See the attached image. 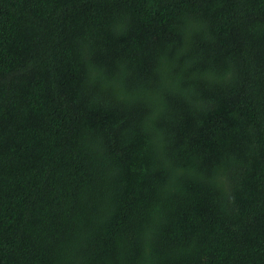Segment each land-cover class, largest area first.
<instances>
[{"label":"trees","instance_id":"16d2710c","mask_svg":"<svg viewBox=\"0 0 264 264\" xmlns=\"http://www.w3.org/2000/svg\"><path fill=\"white\" fill-rule=\"evenodd\" d=\"M0 264H264V0H0Z\"/></svg>","mask_w":264,"mask_h":264}]
</instances>
